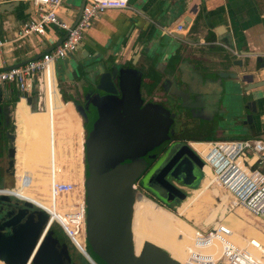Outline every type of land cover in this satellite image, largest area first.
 I'll list each match as a JSON object with an SVG mask.
<instances>
[{
  "label": "crops",
  "instance_id": "crops-1",
  "mask_svg": "<svg viewBox=\"0 0 264 264\" xmlns=\"http://www.w3.org/2000/svg\"><path fill=\"white\" fill-rule=\"evenodd\" d=\"M69 3L70 10H79V6L74 7L70 0ZM32 15L29 0H0V71L40 59L64 37L63 32L51 27L45 36L33 34L17 39L23 22ZM64 19L71 22L69 18ZM184 20L188 22L184 23ZM178 25L184 26L183 32L175 31ZM176 37H182V40ZM72 56V64L77 62L84 67L123 64L147 69L150 74L163 71L171 62L179 63L184 74L233 73L239 76L241 82L238 79H222L224 104L229 105L241 99L249 101L256 96L244 97L240 94V88L264 79V69L259 70L260 64L264 62V0H130L127 9L108 10L97 18L85 34L79 50ZM258 58H262L259 63L256 62ZM63 60L56 62V74L61 72ZM57 82L59 96L56 90L52 93V82L46 84L45 112L32 113L25 99L12 106L18 149L16 170L19 172L21 169L31 177L29 168L32 166L33 170L39 171L42 166L49 168L52 165L50 159L54 158L43 149L48 147L49 136L63 129L61 125L65 120L60 121L63 113L61 107L71 104L69 96L73 88L63 79L61 95L58 77ZM5 87L6 90H12L8 96L11 98L9 102L13 104L18 91L14 85ZM64 110L75 119L71 107ZM39 123L41 134H33L31 140L24 141L25 133L34 130V126ZM261 126H255L254 135L261 132ZM201 141L197 139L189 144L192 147L196 142L207 143ZM30 182L34 184L33 180ZM206 190L204 196L210 201ZM19 196L31 199L26 193L20 192ZM238 216L237 213H231L226 218L232 217L237 222L240 220ZM247 233L264 241L263 233L252 228Z\"/></svg>",
  "mask_w": 264,
  "mask_h": 264
},
{
  "label": "flooded vegetation",
  "instance_id": "flooded-vegetation-1",
  "mask_svg": "<svg viewBox=\"0 0 264 264\" xmlns=\"http://www.w3.org/2000/svg\"><path fill=\"white\" fill-rule=\"evenodd\" d=\"M73 70L76 72L75 78L72 74ZM130 70H134L133 76H139L140 80L138 90L141 101H135L134 103L138 109L147 108L152 111L154 115H157L155 114L156 107L167 111L169 114L167 118V134L170 137L168 142L162 144V147L160 146L155 148L146 155L139 156L134 160V162L140 166V169H142V173L135 183V189L137 192L146 195L155 203H158L166 208H176L175 202L179 200V194L173 191L169 192L156 181L157 174L165 166L171 156L191 141L197 139L208 140L212 138V135L215 133L217 128L225 124L228 120H233V123L240 120L242 125H245V128L248 129L249 132H253L257 124H264V114H260L259 112H264V101H258L257 99L252 98V96L255 95V93H253L255 91L253 90L247 93V96H250L252 100L244 101L241 99L238 102L234 101L229 105H225L222 99L224 93L223 86L221 84L222 79L217 77V73L203 75L194 72L184 75L181 65L176 62H171L166 69L156 72L155 74L148 73L149 70L147 69L144 70L123 64L111 67H84L82 64L78 63L74 69L71 68V70H69L66 79L68 85L73 88V93L69 96L72 105L68 104L67 106L61 107V109L71 107L74 111L76 120L71 117H69L68 120L66 119L61 125L63 126V129L57 134H52L53 136L50 135V139L47 140L48 147L43 149L44 152L50 153L54 158L53 160H55V164H52L48 168L49 176L53 177L51 186H54L55 183H58V180H61L62 178L59 166L60 163L58 164V161L62 153L64 138L66 136L73 135L75 131H78L79 133L77 135L80 139V144L83 141L84 156V145L90 138L101 143L105 134H145L144 124H139V122L136 123V121H134L130 125L128 123V117L123 115V111L117 108L120 104L121 98L119 88L120 80L122 78L126 79V74ZM103 74L109 75L113 83L114 92L112 94H100L99 90L96 88L98 80ZM194 74L197 77L196 80L192 77ZM145 84L148 85V88H146ZM66 86L67 84L65 87ZM244 87L240 88V94L245 97L246 94L243 92ZM253 100L255 101V113L251 112L253 108ZM11 111V103L0 104V193L2 192L8 197L0 199L1 226L3 222L10 219L15 212L17 214V211L20 209H25L27 213L20 224H24L28 227L31 226L34 221L41 220V218L45 217V215L46 217H50L51 215V221L60 220V222H63L66 215L64 213L61 215L56 214L55 211L57 212L58 209L51 210V208L47 207L46 210V208H42L35 201L19 196L15 193V191L19 188L28 190L29 185L26 183L27 174L25 175L22 170L18 172L15 166L16 145L14 139H16L17 134L15 135ZM157 113L160 115V111ZM159 115L154 117L158 122L157 124L155 120L153 121L154 132L160 127ZM248 116H251V124L246 123ZM41 131V124L39 123L34 126V130L32 129L25 133L26 136H24V141L31 140L33 134H35V136H39ZM189 134L201 135L188 137L190 136ZM169 147H173L172 153L166 161H162V153H164L167 149L170 150L171 148ZM11 149L13 151V156L10 155ZM162 149H164L163 152H161ZM128 163H130L129 160L124 161V164ZM176 168L177 170L175 171ZM181 169L182 168L178 167L177 164L166 175L165 179L187 196L189 191L192 189L191 185L197 181V172L199 167L194 166V172L192 175H186ZM210 187L211 186L207 188L206 194L210 202L212 204H216V207L212 211H208L210 215L208 216L207 221L209 222H211L216 216V208L222 207L223 203L225 204V202L228 201L224 198L225 196H219L216 191H213L214 195H216V198L219 200V203L218 201L215 202L213 196L210 194L211 190H213ZM204 190L205 189L201 188L193 191V196L196 197L182 213L186 214L185 218L187 220H195L197 218L196 212H200L201 210L202 212L206 211V206H204V208L200 207L203 204H208L204 197ZM13 198L15 199V202L11 200ZM189 199L190 198L184 201L182 205L188 202ZM181 207H179V209ZM223 210H225V206H223L222 211ZM237 214L239 216L240 214L243 215L239 209L237 210ZM38 215H40L41 218H39ZM222 216L221 212V216L219 218H222ZM198 222L199 219L197 218V220H195V224H198ZM215 222H218V220ZM52 227L53 225H50V229L54 233L50 240L54 241L56 250L60 251L63 248V244L66 245V243L62 241L60 236L55 233V230H53ZM4 229L7 231V234L12 231L17 235L20 232L17 226ZM77 241H79V238ZM66 246L68 248L69 264H76L73 260L74 256L72 248L68 245Z\"/></svg>",
  "mask_w": 264,
  "mask_h": 264
},
{
  "label": "water",
  "instance_id": "water-1",
  "mask_svg": "<svg viewBox=\"0 0 264 264\" xmlns=\"http://www.w3.org/2000/svg\"><path fill=\"white\" fill-rule=\"evenodd\" d=\"M84 2L85 0H82L79 5L78 18ZM183 22L187 23L188 21L184 20ZM65 37L66 34L60 43ZM176 39L182 40V37H176ZM72 55L63 60L62 70L56 74L61 81L67 79L69 70L74 69L76 66L77 62L72 64L74 61ZM261 61L262 58H258L256 62ZM240 64L241 62H239ZM73 65L75 66L73 67ZM262 69H264V62L259 67V70ZM72 74L75 78V70L72 71ZM133 74L134 70H130L126 74V79L122 78L120 80L121 98L117 108L122 110L123 115L128 117L130 125L134 121L144 124L145 134H105L101 143L92 138L85 143V229L86 245L89 253L86 250L79 251V253L89 264H181L166 251L150 242L144 243L140 256H135L132 253V208L135 196L138 193L135 189V183L142 173V169L134 160L139 156L146 155L155 148L162 147V144L170 139L167 134L168 112L156 107L155 114L157 115H154L147 108L138 109L134 103L135 101L140 102L141 98L138 90L139 76L134 75V78ZM192 77L194 80L197 78L195 74ZM217 77L220 79H238L240 81L239 76L233 73H218ZM96 88L100 94H112L114 92L113 83L107 74L100 77ZM253 90L255 91L253 92L256 96L255 99L264 101V79L250 82L243 88L246 95ZM11 93V89L6 90L5 86H1L0 104L3 101L10 100L8 95ZM16 96L20 100L18 92ZM25 100L32 113L44 109L42 87L38 80L35 81L30 94ZM252 104L251 112L255 113L254 100ZM158 111H160V115L157 113ZM158 115L160 116V127L154 132L153 121H156L154 117ZM246 123L251 124V116L247 117ZM169 148L171 149H167L162 153V161H166L172 153L173 147ZM12 152L11 149V156H13ZM125 160H129L130 163L124 164ZM177 164L186 175L193 174L194 166L203 168L204 164L199 154L190 144H187L175 152L157 174L156 181L169 192H177L179 194L178 199L183 201L187 198L185 194L165 179L166 175ZM4 198L8 197L1 192L0 199ZM16 226L20 230L17 235L12 231L8 234L0 231V262L3 264H69L67 246L63 244L60 251L56 250L54 241L50 240L54 233L50 228L46 230L40 240L35 230L17 221L16 212L2 224L3 229Z\"/></svg>",
  "mask_w": 264,
  "mask_h": 264
},
{
  "label": "built area",
  "instance_id": "built-area-1",
  "mask_svg": "<svg viewBox=\"0 0 264 264\" xmlns=\"http://www.w3.org/2000/svg\"><path fill=\"white\" fill-rule=\"evenodd\" d=\"M33 15L23 22L17 33V39L29 35L45 36L51 27L66 34L65 39L46 52L40 59L29 61L24 65L0 71V87L14 85L19 97L25 99L31 92L36 80L42 87L44 100L46 84L53 83L59 96L55 64L74 54L92 27L94 21L108 10H124L129 7L130 0H85L78 18L77 12L70 10L69 0H29ZM64 17L69 18L68 22ZM78 18V20H77ZM77 20V22H76ZM76 22L74 26H72ZM176 32H183L184 26L178 25ZM204 153L195 150L204 166L203 179L207 177V168L213 179L211 186L222 188L231 198L229 206L243 208L247 214L260 219L264 223V138L242 139L230 141H211ZM202 179V180H203ZM202 182V181H201ZM64 183L52 186V195L57 200L63 194ZM211 188V187H210ZM74 212L65 214L68 221L53 220L71 245L78 251L80 245L74 238L79 237L81 245L86 250L85 229V192L78 195ZM227 206H225V211ZM231 229L222 222L207 230L196 229L191 244L186 250V258L181 264H264V245L255 238H243L241 245L232 238Z\"/></svg>",
  "mask_w": 264,
  "mask_h": 264
},
{
  "label": "rangeland",
  "instance_id": "rangeland-1",
  "mask_svg": "<svg viewBox=\"0 0 264 264\" xmlns=\"http://www.w3.org/2000/svg\"><path fill=\"white\" fill-rule=\"evenodd\" d=\"M71 3H73L74 7H78L80 4L81 0H70ZM58 73V72H57ZM59 80V86H60V93L61 95L63 94V90L61 87V83L62 81L58 78ZM14 106V103H13ZM260 114H264L263 111H259ZM77 114V113H76ZM11 117L13 119V123H14V129H15V134H16V126H15V117H14V111H11ZM76 120V119H75ZM79 123H80V118H79ZM81 126V123H80ZM78 131H75V133H73V135L71 136H66L64 138V143L62 144V153L60 156V159L58 161V164L60 166V170H61V175L62 178L60 181V183H64L67 184V187L63 188V194H61L60 198L57 200L56 197H53L52 195V186H51V182L53 180L52 176H49L48 174V168L47 166H42L39 171H35L33 170V166L32 168H30V172L32 174L29 175L28 173L24 174L27 176L26 177V183L29 185L28 190L24 189V188H19L16 190V194L20 195L21 193H26L27 195H29V197H31V199L33 201H35L36 203H38L42 208H51V210H56L58 209V211L55 213L56 214H69L74 212V205L78 202V195H80V198L82 200V197L84 195L85 192V156H84V151H83V141L80 144V139L78 137ZM264 124L261 126V132L258 134H255L253 132H249L248 129L245 128V125H242V122L240 120L236 121L233 123V120H228L227 122H225V124H223L222 126H219L217 128V130L215 131V133H213L212 138L208 139V140H216V141H230V140H242V139H255V138H264ZM191 136H200L201 134H189ZM210 135V134H208ZM50 163L55 164V160L50 159ZM15 164H16V159H15ZM21 170V169H20ZM204 177V173L202 171V167L199 168L198 172H197V181L191 185L192 189H197L199 188V186H205V185H209L211 186L212 183V179H211V175L208 176L204 179V181L202 182V184L200 185V181L203 179ZM34 182V184L32 185L31 182ZM211 192L210 194L213 196L214 201H218V198H216V195H214L213 191H216L219 196H225L224 198H226L228 201L225 202V204L223 203V206H227L226 211L223 210V206L222 207H217V213L216 216L214 217V219L209 222L207 221L208 216L210 215V213H208V211H212L215 207L216 204L211 205L210 202L207 200L208 204H203L200 207H205L206 211L202 212V210L200 212H196V216L199 219L198 224H195V220H197V218L195 220L192 219H186V214H183V216H179L183 213V211H180L181 208L179 209V207H181V205L183 204L184 201L187 200V198H190L189 200H194L196 196H193V191H189V193L187 194V198L185 200H183L179 205L178 203L180 202V200H177L175 202V207L176 208H171V209H167L164 206L160 205L161 207L169 210L170 212H172L173 214H175L176 216H178L180 219H182L183 221H185L190 227H192V232L191 235H193L194 231L196 229H201V230H207L211 227H213L215 225V221L219 220L220 222L223 223V220L229 216L231 213H237V210L239 209L242 212V216H238L240 218V220L242 222L237 223V227L234 228V232L238 235H240L241 239L243 238H256V235L254 236H248L246 234V231L249 228L254 229L257 232L263 233L264 234V223L258 219V218H254L252 216H250L249 214H247V212L241 208V207H234L233 209H231L229 206L232 203V198L222 189L219 188L218 186L214 185L211 186ZM142 195H144L143 193H141ZM145 197H147L146 195H144ZM218 197V195H217ZM148 198V197H147ZM15 202V199H11ZM187 203V202H186ZM185 205V204H184ZM182 205V206H184ZM174 209V210H173ZM207 212V213H206ZM221 212H222V218H219L221 216ZM218 221V222H219ZM234 221V220H233ZM235 223V222H234ZM53 226H58L57 224H53ZM0 231H3L4 233H7V231L5 229H3V227L1 226L0 223ZM193 237V236H192ZM191 237V238H192ZM232 240L238 244L241 245L243 243V240L239 241L238 243L232 238ZM260 243H262L264 245V241L262 240V238H260L258 240ZM80 244V243H79ZM86 249V248H85ZM77 249H72L73 252V260L76 264H85L83 262V260L81 259V257L77 254L78 250ZM185 258H186V252H185ZM72 260V261H73Z\"/></svg>",
  "mask_w": 264,
  "mask_h": 264
},
{
  "label": "bare ground",
  "instance_id": "bare-ground-1",
  "mask_svg": "<svg viewBox=\"0 0 264 264\" xmlns=\"http://www.w3.org/2000/svg\"><path fill=\"white\" fill-rule=\"evenodd\" d=\"M46 102L47 101L45 98L44 109L42 111L33 112V113L45 112L47 110ZM66 119H69V116L66 110L63 109V113H62V117H60V121H64ZM16 140L17 137L15 139V145H16ZM192 147L198 152L204 153L208 145L205 143L196 142L192 144ZM17 153H18V149L16 148V156ZM205 171L207 175L210 176V172L207 168L205 169ZM203 181L204 179L202 180V182ZM59 182L60 181L58 180V183ZM211 183H213V179ZM197 189H201V188H197ZM26 214L27 213L25 209L18 210L16 214L17 221L20 223L25 218ZM38 216L39 218H41L40 215ZM240 216L242 215L240 214ZM63 221H68L66 216L64 217ZM51 223H52L51 215L50 217H46L45 215V217L41 218V220L34 221L33 224L29 227L35 230V232L38 234L41 240L46 230L50 228ZM68 223L70 224L69 221ZM191 232H192V227L187 225L182 219L178 218L177 216H175L173 213L169 212L165 208L155 204L152 200L145 197L141 193L138 192L136 194L132 208V224H131L132 253L135 256H140L144 243L150 242L153 245L159 247L160 249L166 251L176 261L180 263H184L185 252L188 246L191 244V240H192L191 237L193 236L191 235ZM78 238L79 237H76L74 239L79 244L80 240L77 241ZM231 238H233L237 243L242 240L240 236L233 235V233ZM79 245H80V249L84 251V247L81 245V243ZM0 264L3 263L0 262Z\"/></svg>",
  "mask_w": 264,
  "mask_h": 264
},
{
  "label": "trees",
  "instance_id": "trees-1",
  "mask_svg": "<svg viewBox=\"0 0 264 264\" xmlns=\"http://www.w3.org/2000/svg\"><path fill=\"white\" fill-rule=\"evenodd\" d=\"M10 100H11V98H10ZM10 100H8V101H4V102H6L5 104H8V103H12V102H9ZM17 101H19V98H15L14 100H13V103H14V105L17 103ZM8 102V103H7ZM3 104V103H2ZM12 106H13V104H11ZM0 117H1V115H0ZM0 125H1V118H0ZM210 140H202L201 142H209ZM85 177H86V166H85ZM209 187V185H205V186H199V188H203V189H206V188H208ZM182 201H180L179 203H178V205L181 203ZM193 201L192 200H188V202L187 203H185V205L184 206H182L181 207V210L180 211H183V210H185L191 203H192ZM166 208V207H165ZM169 207H167V209H168ZM169 209H171V208H169ZM174 210V209H173ZM169 211V210H168ZM233 217V216H232ZM232 217H229V218H226L224 221H223V224L225 225V226H227L228 228H230L231 229V232L233 233V235H237V236H240V235H238V234H236L235 232H234V228L235 227H237V223H240V222H242L241 220H238L237 222H235V220L233 221V219H232ZM179 218V217H178ZM185 222V221H184ZM235 222V223H234ZM186 223V222H185ZM187 224V223H186ZM188 225V224H187ZM53 228V230H55V233L56 234H58L59 236H60V238L62 239V241L64 242V243H66V245H68V246H70L72 249H75L72 245H71V243L69 242V240H68V238L66 237V235L64 234V232L62 231V229L59 227V226H53L52 227ZM246 234L248 235V233H247V231H246ZM249 236V235H248ZM259 236L260 237H263V235L262 234H259ZM77 251V250H76ZM86 251L89 253V250H88V247H87V245H86ZM77 254L81 257V259L83 260V262L85 263V264H89L86 260H85V258L79 253V251L77 252Z\"/></svg>",
  "mask_w": 264,
  "mask_h": 264
}]
</instances>
